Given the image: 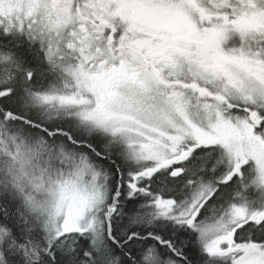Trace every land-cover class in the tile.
<instances>
[{
    "label": "snow or ice",
    "instance_id": "obj_1",
    "mask_svg": "<svg viewBox=\"0 0 264 264\" xmlns=\"http://www.w3.org/2000/svg\"><path fill=\"white\" fill-rule=\"evenodd\" d=\"M0 264H264V0H0Z\"/></svg>",
    "mask_w": 264,
    "mask_h": 264
}]
</instances>
